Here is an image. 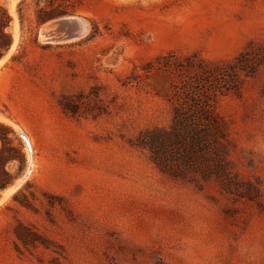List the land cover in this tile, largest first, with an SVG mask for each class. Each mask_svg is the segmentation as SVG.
Here are the masks:
<instances>
[{
    "label": "rangeland",
    "instance_id": "374dc122",
    "mask_svg": "<svg viewBox=\"0 0 264 264\" xmlns=\"http://www.w3.org/2000/svg\"><path fill=\"white\" fill-rule=\"evenodd\" d=\"M5 1L0 123L13 160L0 189V264H264V56L215 104L234 191L174 179L129 142L170 122L174 72L156 59L224 65L264 51V0H80L69 15L86 22L84 36L58 44L36 39L31 0L22 22L20 0ZM17 129L32 166L4 195L29 160Z\"/></svg>",
    "mask_w": 264,
    "mask_h": 264
},
{
    "label": "trees",
    "instance_id": "16d2710c",
    "mask_svg": "<svg viewBox=\"0 0 264 264\" xmlns=\"http://www.w3.org/2000/svg\"><path fill=\"white\" fill-rule=\"evenodd\" d=\"M31 4L33 22L37 26L47 20L75 13V8L81 2L31 0ZM18 6L22 22L26 0H20ZM10 21L7 9L0 4V53L11 44V36L6 31ZM251 51L249 47L224 65L210 64L197 54L183 57L168 54L156 59L158 69L174 72L171 95L167 97L171 103L170 122L166 126L141 130L129 141L130 145L144 150L160 172L174 179L192 183L197 189L215 182L221 190L234 191L237 171L230 158L231 140L227 125L216 112L215 104L220 96L239 93L240 72H244V75L254 74L253 69L262 62L264 51L260 49L257 54ZM247 67L251 68L250 71H247ZM0 140V173L4 175L0 178V189H3L11 178L5 166L13 157L9 153L6 127L2 123ZM149 264L171 263L155 256Z\"/></svg>",
    "mask_w": 264,
    "mask_h": 264
},
{
    "label": "water",
    "instance_id": "95a60500",
    "mask_svg": "<svg viewBox=\"0 0 264 264\" xmlns=\"http://www.w3.org/2000/svg\"><path fill=\"white\" fill-rule=\"evenodd\" d=\"M6 3V1H3ZM81 17L67 15L53 18L41 23L36 31V39L44 44L73 42L84 35L78 30V19ZM25 174L23 171L21 177Z\"/></svg>",
    "mask_w": 264,
    "mask_h": 264
},
{
    "label": "bare ground",
    "instance_id": "6f19581e",
    "mask_svg": "<svg viewBox=\"0 0 264 264\" xmlns=\"http://www.w3.org/2000/svg\"><path fill=\"white\" fill-rule=\"evenodd\" d=\"M3 1L5 0H0V3H3ZM11 2H13L11 0ZM78 30L79 31H82L81 33L83 34L84 33V30L86 29V22L83 20V19H78ZM13 46V44H12ZM11 46V47H12ZM3 59V58H2ZM1 65V64H0ZM3 119V118H2ZM20 134L22 136H24V140H25V144L27 146V148H25V151L27 153V160H28V151H29V160H28V165H27V168L25 169V174L17 181L15 182L12 186L8 187L7 189H5L4 191H2L1 194H4V195H9L10 193L14 192L16 190V187L19 185V183H21V181L27 176V174L30 172V167L32 166V156H31V152H32V148H31V145H30V141L26 138V136L23 134V132H21L20 129H17ZM3 196V195H2Z\"/></svg>",
    "mask_w": 264,
    "mask_h": 264
}]
</instances>
